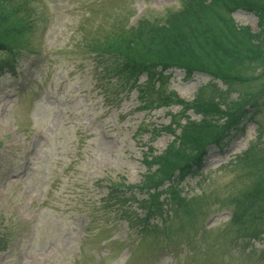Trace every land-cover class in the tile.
<instances>
[{"label":"rangeland","instance_id":"obj_1","mask_svg":"<svg viewBox=\"0 0 264 264\" xmlns=\"http://www.w3.org/2000/svg\"><path fill=\"white\" fill-rule=\"evenodd\" d=\"M3 2L21 20L0 33L10 42L0 49V264H264V218L232 221L230 200L264 166V74L256 77L264 65L245 62L238 76L246 80L232 83L172 64L162 70L161 87L182 104L203 86L217 103L236 109L246 99L257 109L246 124L208 134L196 175L176 179L180 161L171 160L153 201L140 202L143 155L172 138L150 130L177 118L181 103L141 108L137 91H121L104 66L120 59L112 49L137 38L141 22L160 25L183 0ZM231 16L264 38L252 11ZM181 116L201 118L191 108ZM248 145L255 157L244 159Z\"/></svg>","mask_w":264,"mask_h":264},{"label":"trees","instance_id":"obj_2","mask_svg":"<svg viewBox=\"0 0 264 264\" xmlns=\"http://www.w3.org/2000/svg\"><path fill=\"white\" fill-rule=\"evenodd\" d=\"M3 5L4 2L1 0L0 33L4 31L5 34H10L6 32L9 31V27L19 26L21 15L12 13L7 7L2 9ZM236 8L252 11L257 16L258 22L264 24V2L261 0H183L180 8L166 11L160 25L156 23L153 26H147L146 22H141V26L134 30L139 32L137 38L112 49L115 51L114 54L120 56V59L114 64L104 66L105 72L114 77L115 84L121 91L135 88L143 100L141 108H148V105H152L155 101L162 105H168L171 101L182 102L181 98L172 99L173 92L161 87L163 86L161 81L165 78L162 70L171 64L183 67L187 76L195 70H203L222 81L230 83L235 80L244 81L246 79L238 74L247 61L264 65V38L260 37L259 33H252L247 25H239L234 21L231 12ZM0 36V49L9 47L10 42L7 40L9 36L2 34ZM144 36L153 37L154 40L150 42L147 38H143ZM173 37L177 38L172 41ZM141 38L144 42H138ZM103 47L111 48L110 44ZM132 47H136L137 51H132ZM211 60L212 63H210ZM2 61L0 66H3L7 59ZM229 69L237 70L230 72ZM140 73H144V79L141 81ZM259 74L263 75L264 69L256 77ZM155 81H158L157 86L149 87ZM211 85L216 90V85L214 84L215 87L212 83ZM204 89L203 86L198 87V93L191 100L181 103L183 106L180 104V114L177 118L170 113L172 118L170 122L158 126L155 132L150 130V136L154 137L158 132L165 131L170 133L172 138L159 154L149 153L151 156L147 157L148 154L144 153L143 160L148 168L143 174L141 183L135 187L143 190L146 198H140L138 201H153L154 194L150 188L158 191L156 186L172 175L173 168L169 169L172 165L167 166L171 160L180 161L175 168L178 172L176 179L180 180L188 174H196L202 167L200 156L207 143L208 134L214 135L222 123L227 122L232 125L243 120L241 123L243 125L254 118L257 108L253 107V103H245L247 105L245 107L243 103L246 99L237 100L235 103L237 108L234 109L224 101L217 103L215 98H212L213 95L210 99L202 96L200 91ZM187 108H191L194 113H200L201 118L194 120L181 116ZM220 116L227 119H224V122L219 121ZM255 122L257 126H261L259 120ZM216 142L219 143L218 140ZM253 149L248 145L242 151L244 156L242 158L255 157ZM151 165H155L154 171H161L163 174L157 180H154L155 174L150 172ZM252 174L255 180L253 183L248 182L246 189L237 194H230L232 199H229L233 200V207L230 206L232 221L237 219L235 221L237 222L243 218L242 216L264 218L262 216L264 214V166L256 167V172ZM118 192L119 194L116 195L121 196V191ZM239 209L244 210V213ZM257 229L253 230L252 234Z\"/></svg>","mask_w":264,"mask_h":264}]
</instances>
